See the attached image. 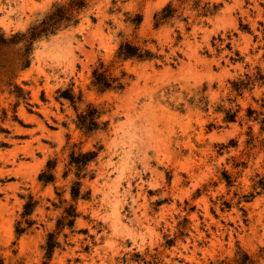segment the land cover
I'll use <instances>...</instances> for the list:
<instances>
[{
  "label": "rangeland",
  "instance_id": "374dc122",
  "mask_svg": "<svg viewBox=\"0 0 264 264\" xmlns=\"http://www.w3.org/2000/svg\"><path fill=\"white\" fill-rule=\"evenodd\" d=\"M58 7L70 20L28 46ZM124 43L149 56L118 58ZM88 151L77 176L69 156ZM244 255L264 264V0H0V264Z\"/></svg>",
  "mask_w": 264,
  "mask_h": 264
},
{
  "label": "trees",
  "instance_id": "16d2710c",
  "mask_svg": "<svg viewBox=\"0 0 264 264\" xmlns=\"http://www.w3.org/2000/svg\"><path fill=\"white\" fill-rule=\"evenodd\" d=\"M67 9L63 7H58L55 12L50 14L41 22L39 26L31 27L27 31V35H24L23 37L26 38V41L28 43V46L31 45L33 40L37 39L41 35H48L50 33L55 32L56 28L60 26L62 21H69L70 17L67 16ZM163 18V17H162ZM145 56H149L148 53H141L140 49L138 47H135L129 43H124L121 44L118 48L117 51V57L122 59V60H127V59H144ZM28 63H26L25 66H27ZM103 66H101L102 68ZM92 84L97 87L100 91H104L107 89H112V81L107 79L105 76V70L102 72H99V70H95L93 72V81ZM115 88L118 89H123V85L118 84ZM69 98V97H68ZM72 97H70L71 99ZM98 117V111L93 108L92 106L88 107V110L85 114H81L78 116V121H77V126L81 129H84L85 131H92L94 130L98 124L96 123V119ZM232 119V118H231ZM230 119V120H231ZM97 156V152L95 151H88L84 153H78L75 154L74 152L70 154L69 156V165L74 166L77 173L76 175L79 176V173L81 170L86 167L90 162H92ZM47 171L49 174L46 172H43L40 176V180H44L45 182L51 181L53 179V175H51V171L55 168L54 164H51V162L47 163ZM80 184L75 183L71 187L70 195L72 200H76L80 197ZM30 203L25 205V211H24V216L28 215L30 210ZM65 216L62 217L58 221V229L61 228L62 226H68L72 227L74 224V221L77 217L76 213V207L74 205H70L66 210L64 211ZM66 222V223H65ZM23 229H18V233H22ZM58 243L55 242V237L53 234H49L48 240L45 246V256L49 258L51 254L53 253L54 249L58 247ZM248 257L244 255V258L242 260H235L236 264H244L247 262ZM219 264H227L225 262H221Z\"/></svg>",
  "mask_w": 264,
  "mask_h": 264
}]
</instances>
